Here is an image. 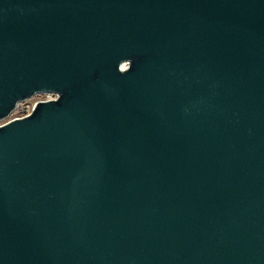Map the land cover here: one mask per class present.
<instances>
[{"label":"water","instance_id":"95a60500","mask_svg":"<svg viewBox=\"0 0 264 264\" xmlns=\"http://www.w3.org/2000/svg\"><path fill=\"white\" fill-rule=\"evenodd\" d=\"M0 264H264V0H0Z\"/></svg>","mask_w":264,"mask_h":264},{"label":"rangeland","instance_id":"374dc122","mask_svg":"<svg viewBox=\"0 0 264 264\" xmlns=\"http://www.w3.org/2000/svg\"><path fill=\"white\" fill-rule=\"evenodd\" d=\"M47 95L44 94H37L36 96L23 101L19 103L18 107L14 109V112L11 114V116L3 121H0V124H4L6 122H9L11 119L20 118L26 116L28 113H31L33 110L34 105L45 98H47Z\"/></svg>","mask_w":264,"mask_h":264},{"label":"built area","instance_id":"2783aa9c","mask_svg":"<svg viewBox=\"0 0 264 264\" xmlns=\"http://www.w3.org/2000/svg\"><path fill=\"white\" fill-rule=\"evenodd\" d=\"M41 94H44V93H41ZM44 95H47L48 97L43 99V100H41V101L52 100V99H56L58 97V95L56 93H53V92H47ZM28 114H30V113H28Z\"/></svg>","mask_w":264,"mask_h":264}]
</instances>
